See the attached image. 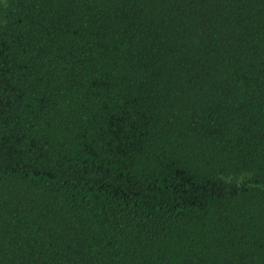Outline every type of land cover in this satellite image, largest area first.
Instances as JSON below:
<instances>
[{
  "label": "trees",
  "instance_id": "trees-1",
  "mask_svg": "<svg viewBox=\"0 0 264 264\" xmlns=\"http://www.w3.org/2000/svg\"><path fill=\"white\" fill-rule=\"evenodd\" d=\"M0 264H264V0H0Z\"/></svg>",
  "mask_w": 264,
  "mask_h": 264
}]
</instances>
